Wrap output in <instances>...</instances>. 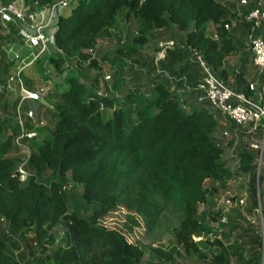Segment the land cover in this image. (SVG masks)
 I'll return each mask as SVG.
<instances>
[{
  "label": "trees",
  "instance_id": "1",
  "mask_svg": "<svg viewBox=\"0 0 264 264\" xmlns=\"http://www.w3.org/2000/svg\"><path fill=\"white\" fill-rule=\"evenodd\" d=\"M13 1L1 0L3 4ZM257 1L249 0L244 11L261 5ZM23 2L30 12L55 6L53 53L47 56V67L55 76L68 70V76L65 88L54 85V93L46 97L53 99L52 107L43 115L50 129L38 130L39 136L31 141L25 166L28 176L22 183L15 175L19 158L12 156L15 102L8 104L4 99L7 94H0V222L6 227L0 237V264H17L6 242L10 236L26 232H32L31 241L38 250L37 254L30 253L32 258L26 264H139L145 254L157 263L174 264L173 246L145 245L135 238V232L142 231L147 240L158 241L166 216L176 221L168 231L175 247L186 257L204 259L192 237L202 232L199 209L211 193L205 183L223 186L235 175H248L249 203L247 200L245 212L252 214L256 208L254 154L237 149V166L232 172L221 157L218 113L205 103H197L193 92L185 91L179 97L170 85L174 83L181 89L182 78H199L198 56L216 78L226 84L230 74L229 86L251 95L246 86L250 70L244 65L246 60L241 61L237 75L225 66L242 43L241 38L223 29L224 24L234 21L229 4L224 0ZM119 14L138 26L129 46L116 47L108 58L110 66H115L114 73L120 72L124 62L146 46L155 32L164 37L169 30L183 34L184 50L175 43L152 77L149 72L142 74L122 91L123 76L114 74L116 78L108 89L100 92L96 82L105 76L101 71L111 68L101 65L107 61L105 56L98 64L92 55L98 40L116 28ZM207 26L211 27L209 32ZM4 28L8 33L0 35L3 77L13 75L19 64L10 59L7 49L24 46L12 26ZM248 28L247 24L238 25L244 36ZM98 55L95 53V57ZM68 60L76 65L87 64V71L98 74L84 83L72 75ZM34 63L20 72L30 90L33 84L26 71ZM164 72L168 79H161ZM44 102L27 103L25 108H35L38 116L45 109ZM36 140L38 143L33 145ZM67 183L81 188L78 200L82 209L70 207ZM108 220H114L111 228H107ZM57 227L62 229V237L55 243L51 232ZM233 229L236 227L229 230ZM253 233L247 229L242 245L235 242L222 247L217 240L207 243L206 249L217 247L210 257L211 264H225V252L229 250L235 251L232 255L241 264H259L260 241ZM242 247L248 251L245 261Z\"/></svg>",
  "mask_w": 264,
  "mask_h": 264
},
{
  "label": "built area",
  "instance_id": "2",
  "mask_svg": "<svg viewBox=\"0 0 264 264\" xmlns=\"http://www.w3.org/2000/svg\"><path fill=\"white\" fill-rule=\"evenodd\" d=\"M224 1L231 6V12L234 15V21L224 24L225 31L230 32L239 24L249 25L244 40L250 65L256 72V78L246 84L251 95L246 96L242 92L234 91L222 80L216 78L198 56L196 62L201 77L194 87L187 89L196 94L197 103H205L218 113L220 116L218 124L222 126L219 131L220 138L227 139L230 132L233 138L232 144L234 142L236 146L240 144L241 148L254 154L256 208L252 213V223L256 224L255 233L260 241V264H264V187H261L259 183L260 176L262 181L264 180V4L258 0L257 2L261 5L244 11L249 0ZM55 16L54 5L39 12H30L14 2L3 4L0 0V24L12 26L24 46L33 50L26 57L27 60L21 59L18 54H11L10 59L19 61L16 72L0 83V94L5 93L14 97L12 120L16 132L12 136L14 148L12 156H16L20 161L15 169V175L20 183L24 182L28 176L25 166L31 141L39 136L36 129L45 126V119L41 117L44 108L36 116V110L25 108V104L42 101L49 90L47 86H36L32 90L26 88L20 78V72L40 59L47 51L48 45L52 44ZM212 38L215 39V35H212ZM155 47L153 65L157 66L164 60L167 53L175 48V42L171 39L158 41ZM103 80H109V76L105 75ZM225 124L233 125L235 129L227 131ZM25 125H29V128ZM243 197L237 202L240 210H243L247 204V195L244 194ZM232 203L230 199L221 201L225 209L231 208ZM217 205H220V201ZM196 239L198 236L192 237L195 243Z\"/></svg>",
  "mask_w": 264,
  "mask_h": 264
},
{
  "label": "rangeland",
  "instance_id": "3",
  "mask_svg": "<svg viewBox=\"0 0 264 264\" xmlns=\"http://www.w3.org/2000/svg\"><path fill=\"white\" fill-rule=\"evenodd\" d=\"M16 5L24 7V9H28V6L24 4L23 0H14L13 1ZM262 3H264V0H262ZM0 35L4 36L8 33L7 29L4 28V25L0 24ZM137 26L138 23L136 21H129L126 22L121 14L118 15L116 20V28L114 30H109V35H105L101 37L98 42L97 46L95 48V52L92 55V59H96L98 64H101V59L105 56L107 58V61L101 64L103 67H110L111 71H106V69L103 68L101 73L103 75H108L109 80H103V78H99L96 82L97 88L100 90V92L106 91L110 84L112 83L113 79L116 78V76H123L124 81V87L121 89L124 90L125 86L133 83L136 79V77L142 75V74H148L149 77L151 75H154V73L158 72L159 70V64L157 66H154L152 64L153 62V54L156 50V43L158 41H164L167 39L175 40L178 45V48H183V34H177L174 31L169 30L165 37L160 33L154 34V38L147 43L146 46H144L142 49L139 50V52L132 57V59L127 60L124 62V65L120 72L114 73L115 66L111 65L108 62V58L111 57L113 54V51L116 47H119L121 45L129 46V40L132 36L137 35ZM211 29L210 26H207V32H209ZM1 49V48H0ZM33 50H30L26 48L25 46H14L11 50L10 48L7 49V54L10 57L11 54L15 53L18 54V56L24 60H27L26 57L32 53ZM53 53L52 45L49 44L47 51L41 56V59H39L38 62H35L27 71V75H29L30 81H32V88H35L36 86H47L49 90H47L46 95L43 99H45V109L41 112V117H43L44 112L47 108L52 107L53 99L48 100L46 97L53 94L54 85L58 86V89L65 88L67 86L66 84V78L68 76V70H64L61 75L55 76L50 68L47 67V56ZM95 53H99L98 56L95 57ZM67 64L71 65L72 75L83 81L84 83H87L88 81L94 80V76L98 73L87 71L85 65H76L73 63L72 60H68ZM151 72V74H150ZM25 74V72H24ZM116 74V76L114 75ZM147 75V78H148ZM6 76H0V79L7 78ZM21 78V75H20ZM3 79V80H4ZM23 82V81H22ZM143 82V81H142ZM145 83V82H143ZM229 84V83H228ZM25 86V85H24ZM27 88V87H26ZM33 108V107H32ZM32 111H35L36 109H31ZM226 125V130L233 131L235 128L233 127L230 129L229 124ZM222 127L221 125H219ZM46 128L48 131L50 128L47 126V122L45 120V126L39 127L36 129L38 130ZM218 137V134H217ZM231 134L229 132V136L227 139L220 140V147H221V157L224 161H226V165L230 168L232 172L236 169V158H235V151L242 147V145L238 144L236 146V143L234 142L230 146L227 144L230 141ZM37 141V142H36ZM34 141L33 145L38 143V140ZM231 141H233V138H231ZM264 179V178H263ZM248 175H235L232 179L226 182L223 186L212 183L207 181L205 183V186L207 188H210L209 193L206 198V204L200 206L199 213L201 216V222L200 226L202 228V232L199 234L197 240L198 248L200 251V254L205 255L204 259H198L197 257H186L182 253L180 248L175 247L173 243L172 237L168 234L169 228L172 225L176 224L175 220H171L169 216H166L164 219V222L166 224H162L160 228V232H158L157 237H159L158 241H151L147 240V238L144 237L142 231H136L135 232V238L139 243L145 244V245H152L157 246L158 244L161 245L163 248L171 247L173 246L176 249V254L174 255V264H211L210 257L212 255V252L217 249L216 246H211L209 249H206L205 245L207 243H212L213 241L217 240L220 242L222 247H226L227 245H231L235 242L242 245L246 240V237L243 236V234L246 233L247 229L255 233V227L256 224L253 222V215L249 214L248 212H245L246 208H248L249 198H248ZM261 187H264V180L260 183ZM65 189L68 192L67 197L70 201V207L73 209H79L83 207V205L79 202V194L81 191V188L79 186H74L70 183H67L65 185ZM247 195L248 203L244 206L245 208L243 210H240V207L237 205V202L243 197V195ZM224 199H230L233 203L231 208L225 209L222 207L221 201ZM244 199V197L242 198ZM218 201H220V205L218 206ZM114 220H108L106 221L107 228H111ZM221 222V223H219ZM235 228L233 230H229L230 228ZM6 227L5 225L0 222V237L1 235L5 234ZM240 235L243 239L240 240ZM52 239L55 243L59 242L62 237V229L60 227H57L51 232ZM32 232H26L24 234H19L16 236H10V240L6 242V247L8 249V252L11 256V258L15 261L17 264H26L28 261L31 260V254H37L38 250L35 249L34 243L32 240ZM239 240V241H238ZM128 241L131 242L132 240L128 238ZM31 253V254H30ZM226 253V263L225 264H241L236 260V258L232 255V253H235L234 250H229ZM241 254H243L244 259L246 260V256L248 255V251L246 248H241ZM20 255L23 257L20 259ZM161 264L155 262L152 257L149 254H145L139 264Z\"/></svg>",
  "mask_w": 264,
  "mask_h": 264
},
{
  "label": "crops",
  "instance_id": "4",
  "mask_svg": "<svg viewBox=\"0 0 264 264\" xmlns=\"http://www.w3.org/2000/svg\"><path fill=\"white\" fill-rule=\"evenodd\" d=\"M258 2H260L262 4V0H259ZM230 10H231V6H230ZM229 33H230V35L232 37H234L236 39L237 38H239V39L241 38L242 39V43H241L240 47L237 49V51L233 54V56L227 58L226 63H225L226 64L225 65L226 68L227 69L233 68L234 69L233 75H237L239 73V68L241 66V61L243 59H245L246 60V63L245 64L243 63V64L246 65V66H248V67H250V70L247 71V79H246V82L253 81L256 78V72L254 71V69L250 65L249 54H248V51H247L246 46H245V40H244V37L245 36H244V34H242V35L240 34V31L238 29V25H236L235 27H233L232 30ZM152 64H153V62H152ZM199 73H200V71H199ZM228 73L229 72L227 71V74ZM168 76L169 75L166 72H164L162 74V78L161 79H163V80L164 79H168L169 78ZM150 77H152V75ZM200 77H201V75L197 79H195L194 77H191L190 79L182 78L181 79V82H180V87H183V88L179 89V86L177 87L173 83V84L170 85V90L173 91V92H176V94L179 97H181V95L185 91H187L188 93H191V90H188L187 88L191 89L192 87H194L196 85V83L200 80ZM231 82H232V76L230 74H228L227 80H226V85L228 83L230 84ZM229 84H228V86H229ZM144 86H145V83H143V87ZM12 97L10 95H5L4 96V99L8 100V104H10V102L14 100V97L13 98ZM259 264H260V261H259Z\"/></svg>",
  "mask_w": 264,
  "mask_h": 264
}]
</instances>
